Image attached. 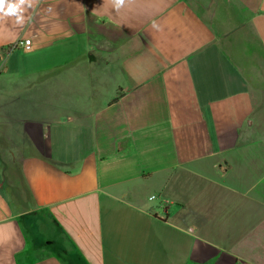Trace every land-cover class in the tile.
<instances>
[{
    "label": "crops",
    "instance_id": "1",
    "mask_svg": "<svg viewBox=\"0 0 264 264\" xmlns=\"http://www.w3.org/2000/svg\"><path fill=\"white\" fill-rule=\"evenodd\" d=\"M24 15L0 19V264H264V0Z\"/></svg>",
    "mask_w": 264,
    "mask_h": 264
},
{
    "label": "clouds",
    "instance_id": "2",
    "mask_svg": "<svg viewBox=\"0 0 264 264\" xmlns=\"http://www.w3.org/2000/svg\"><path fill=\"white\" fill-rule=\"evenodd\" d=\"M113 7L119 10L124 6L125 0H111ZM34 0H0V19L14 17L17 24L23 25L25 12L33 7ZM153 26L156 27L155 22Z\"/></svg>",
    "mask_w": 264,
    "mask_h": 264
},
{
    "label": "built area",
    "instance_id": "3",
    "mask_svg": "<svg viewBox=\"0 0 264 264\" xmlns=\"http://www.w3.org/2000/svg\"><path fill=\"white\" fill-rule=\"evenodd\" d=\"M30 44V42L28 40H20L18 43H16L15 45V49L21 50V49H25L26 47H28ZM155 197H151L150 199H154Z\"/></svg>",
    "mask_w": 264,
    "mask_h": 264
},
{
    "label": "rangeland",
    "instance_id": "4",
    "mask_svg": "<svg viewBox=\"0 0 264 264\" xmlns=\"http://www.w3.org/2000/svg\"><path fill=\"white\" fill-rule=\"evenodd\" d=\"M53 236L49 233H43V241L50 242L52 240ZM52 250V248H51Z\"/></svg>",
    "mask_w": 264,
    "mask_h": 264
}]
</instances>
